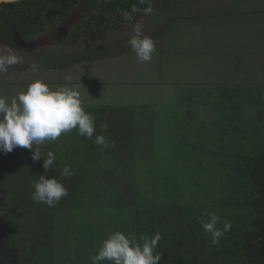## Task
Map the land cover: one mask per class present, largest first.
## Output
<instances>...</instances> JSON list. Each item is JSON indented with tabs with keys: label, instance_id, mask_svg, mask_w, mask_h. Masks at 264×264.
I'll return each mask as SVG.
<instances>
[{
	"label": "trees",
	"instance_id": "obj_1",
	"mask_svg": "<svg viewBox=\"0 0 264 264\" xmlns=\"http://www.w3.org/2000/svg\"><path fill=\"white\" fill-rule=\"evenodd\" d=\"M84 1L0 3V40L16 44L15 28L25 40H37L62 27ZM86 1L80 24L69 33L87 22L99 38L120 27L128 15L137 18L144 8L164 0ZM133 7L139 11L133 13ZM224 14L207 13L209 20L216 18L207 37L199 40L207 45L195 55L184 53L198 62L200 57H232L229 64L216 66L215 73H194L187 82L181 80L185 73H175L170 78L173 93L165 100H157L162 96L152 91L150 98L143 97L142 89L131 93L133 100L83 104L95 117L93 139L103 134L107 149L74 129L33 146L44 158L49 151L55 154L48 171L43 157L33 161L31 149L22 148L24 160L1 155L0 264H92L90 258L115 231L137 238L159 232V264H264V59L259 77H224L230 64L232 73L244 65L251 70V61L240 55L246 52L238 51L247 44L242 28ZM222 22L226 28L232 24L231 37L243 36L236 53L214 50ZM256 55L264 57L258 50ZM179 56L186 58H175ZM105 123L108 129L101 133ZM65 166L74 173L62 180L68 196L54 207L34 203L31 182L40 175L61 180ZM209 213L220 217L218 228L224 220L231 223L215 245L200 226Z\"/></svg>",
	"mask_w": 264,
	"mask_h": 264
},
{
	"label": "rangeland",
	"instance_id": "obj_2",
	"mask_svg": "<svg viewBox=\"0 0 264 264\" xmlns=\"http://www.w3.org/2000/svg\"><path fill=\"white\" fill-rule=\"evenodd\" d=\"M174 4H185L186 8H174ZM211 12L214 15L231 14L239 23L236 27L242 28L245 36L243 42L247 40V44L238 48V51L242 49L246 52L240 55L246 62L251 61V70L248 72L249 67L244 65L232 73L230 64L228 70H224V77L240 78L245 73L252 78L259 77L261 69L258 67H261L264 57H258L256 53L257 50L264 53V0H164L154 4L150 14H144L143 11L137 18L128 15L120 27L108 30L99 38L95 37L85 22L78 30H74V34L69 33L60 42L33 49L17 44L9 45L7 41L0 40V47L14 49L15 54L22 60L21 63L9 67L7 73L0 74V95L10 101L35 80H42L55 89L69 84L65 76L70 75L72 79L69 86L79 90L83 104L133 100L135 97L131 93L142 89L143 97L150 98L148 92L152 91L153 96H162L157 100H165L173 93V82L170 78L175 73H185L181 80L187 82L194 73H215L216 66L229 64L231 61L232 57L222 56L213 57L212 60L200 57L198 62L197 57L187 58L184 55L187 50L195 55L207 45L199 40L207 37L206 30L216 24L210 23L215 22L216 18L209 20L206 17ZM137 23L143 35L150 37L155 44L156 50L150 62H138L128 43L135 35L134 25ZM222 24L224 23L217 25L215 34L219 41L215 43L214 50L219 53H236L235 48L240 42L241 34L231 37L235 33L231 31L232 24L228 28ZM253 33L259 35H255L253 39ZM179 54L186 58H175ZM244 54L248 55L244 58ZM33 63L38 64V71H31ZM201 63L205 65L201 67ZM261 77L264 79V74ZM205 78L212 79L208 76ZM25 153L21 155L22 148L20 150L17 147L8 154L0 152V157L19 155L20 160H24Z\"/></svg>",
	"mask_w": 264,
	"mask_h": 264
},
{
	"label": "clouds",
	"instance_id": "obj_3",
	"mask_svg": "<svg viewBox=\"0 0 264 264\" xmlns=\"http://www.w3.org/2000/svg\"><path fill=\"white\" fill-rule=\"evenodd\" d=\"M140 2L148 3L149 0ZM137 11L139 9L133 7L132 12ZM143 11L144 14H150L152 8L149 6ZM134 32L135 35L128 41L132 51L138 62H150L156 50L153 40L143 35L138 23L134 25ZM21 62V57L15 54L14 49L0 47V74L7 73L9 67ZM38 70V64L33 63L31 71ZM71 79L70 75L65 76L69 84L55 89L42 80H35L10 101L0 95V152L8 154L17 147L31 149L33 161H39L43 157L42 153L39 148L33 150V145L56 141L62 134L74 129L80 136L93 140L96 145L105 149L110 146L103 134L95 135L93 139L96 132L95 117L83 107L79 90L69 86ZM107 129V123L101 125V133ZM111 146H115L114 141ZM55 160V154L49 151L46 158L43 157L44 169L46 171L51 169ZM73 175L70 166L62 169L61 180L40 175L31 182L33 202L54 207L62 198L68 196V189L62 180ZM218 223H221V219L215 213H209L206 220H200L201 228L211 235L214 245L231 230L230 221L224 220L222 229L217 227ZM161 238L159 232L152 237L141 234L137 238L131 233L115 231L103 241L97 254L90 259L92 264H101L103 261H108L109 264H159L162 254L156 249Z\"/></svg>",
	"mask_w": 264,
	"mask_h": 264
},
{
	"label": "water",
	"instance_id": "obj_4",
	"mask_svg": "<svg viewBox=\"0 0 264 264\" xmlns=\"http://www.w3.org/2000/svg\"><path fill=\"white\" fill-rule=\"evenodd\" d=\"M15 1H19V0H0V3H10V2H15ZM86 2L87 1L85 0L80 11L77 14L73 15L68 21H66V23L62 27L40 37L37 40H30V41L25 40L20 35L18 30L15 28L14 37H15L16 44L24 48L33 49V48L42 47L44 45H48L50 43L60 40L61 38L66 36L75 27V25H77V23L80 21L83 13L86 10Z\"/></svg>",
	"mask_w": 264,
	"mask_h": 264
},
{
	"label": "flooded vegetation",
	"instance_id": "obj_5",
	"mask_svg": "<svg viewBox=\"0 0 264 264\" xmlns=\"http://www.w3.org/2000/svg\"><path fill=\"white\" fill-rule=\"evenodd\" d=\"M77 24H80V22H78ZM76 27V26H75ZM80 27V25L77 27V30H78V28ZM44 36V35H43ZM42 37V36H41ZM65 38V37H64Z\"/></svg>",
	"mask_w": 264,
	"mask_h": 264
}]
</instances>
